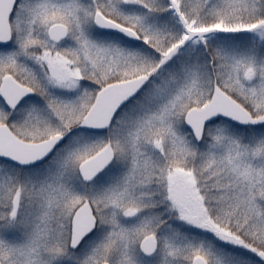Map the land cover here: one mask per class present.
I'll return each instance as SVG.
<instances>
[{
    "label": "snow or ice",
    "instance_id": "1",
    "mask_svg": "<svg viewBox=\"0 0 264 264\" xmlns=\"http://www.w3.org/2000/svg\"><path fill=\"white\" fill-rule=\"evenodd\" d=\"M0 264H264V0H0Z\"/></svg>",
    "mask_w": 264,
    "mask_h": 264
}]
</instances>
